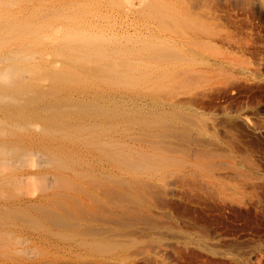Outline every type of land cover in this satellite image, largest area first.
I'll list each match as a JSON object with an SVG mask.
<instances>
[{
  "label": "rangeland",
  "instance_id": "rangeland-1",
  "mask_svg": "<svg viewBox=\"0 0 264 264\" xmlns=\"http://www.w3.org/2000/svg\"><path fill=\"white\" fill-rule=\"evenodd\" d=\"M161 1L91 0L85 23L109 36L166 27L179 41L136 52L187 62L193 75L114 83L107 102L129 114L89 141L4 134L34 154L25 179L0 187V220L15 229L0 239V264H264V0ZM162 109L197 139L152 136L168 123L144 121Z\"/></svg>",
  "mask_w": 264,
  "mask_h": 264
},
{
  "label": "bare ground",
  "instance_id": "bare-ground-1",
  "mask_svg": "<svg viewBox=\"0 0 264 264\" xmlns=\"http://www.w3.org/2000/svg\"><path fill=\"white\" fill-rule=\"evenodd\" d=\"M90 3L91 0H0V166L10 161L17 163L14 171L0 173V187L9 180L25 179L20 169L34 154L26 145L9 143L4 135L7 132L16 134L17 140L11 141H28L26 138L36 128H41L36 141H52L53 136L59 141H89L102 136V128L110 126L108 119L129 114L107 102V95L115 93L114 83L136 87L154 80L161 86L165 80L193 75L187 62H183L182 69L167 59L149 61L137 53L143 49L156 52L159 42L179 41L175 34L166 32V27L160 26L164 32L149 26L147 30L117 29L110 36L104 35L85 23L92 15ZM158 4L149 3L144 11H153ZM58 18L61 22H57ZM122 38H138L144 46L125 45ZM151 55L156 59V53ZM157 69L159 74L154 75ZM41 80L49 81L48 89L42 88ZM85 92L88 96L81 98ZM168 111L156 110L158 119L144 123H159L161 128L169 122ZM153 132L152 136L158 138L197 139L189 128L173 122ZM128 160L133 165L141 163V159L133 157ZM58 162L75 169L71 159L61 157ZM144 163L146 168L156 167L147 159ZM61 173V178H68ZM47 175L41 174V178L50 179ZM14 230L10 223L0 220V239ZM107 245L102 239V247Z\"/></svg>",
  "mask_w": 264,
  "mask_h": 264
}]
</instances>
